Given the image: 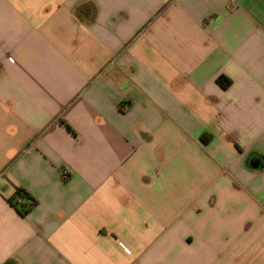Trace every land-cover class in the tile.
I'll list each match as a JSON object with an SVG mask.
<instances>
[{"label": "crops", "instance_id": "crops-1", "mask_svg": "<svg viewBox=\"0 0 264 264\" xmlns=\"http://www.w3.org/2000/svg\"><path fill=\"white\" fill-rule=\"evenodd\" d=\"M0 264H264V0H0Z\"/></svg>", "mask_w": 264, "mask_h": 264}, {"label": "trees", "instance_id": "trees-1", "mask_svg": "<svg viewBox=\"0 0 264 264\" xmlns=\"http://www.w3.org/2000/svg\"><path fill=\"white\" fill-rule=\"evenodd\" d=\"M218 82H220L224 87L226 86L225 83H227L223 78H220ZM9 203L23 217L27 216L37 205V201L26 190L22 188L16 189L14 196L9 199Z\"/></svg>", "mask_w": 264, "mask_h": 264}, {"label": "built area", "instance_id": "built-area-1", "mask_svg": "<svg viewBox=\"0 0 264 264\" xmlns=\"http://www.w3.org/2000/svg\"><path fill=\"white\" fill-rule=\"evenodd\" d=\"M230 7H231V10H233V9L236 8V5H235L234 3H232V5H231ZM63 178H64L65 180H67V179L69 178V175H68V174H64V175H63Z\"/></svg>", "mask_w": 264, "mask_h": 264}, {"label": "water", "instance_id": "water-1", "mask_svg": "<svg viewBox=\"0 0 264 264\" xmlns=\"http://www.w3.org/2000/svg\"><path fill=\"white\" fill-rule=\"evenodd\" d=\"M256 166V165H255Z\"/></svg>", "mask_w": 264, "mask_h": 264}]
</instances>
